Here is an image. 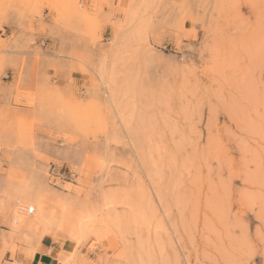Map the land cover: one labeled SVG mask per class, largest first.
I'll list each match as a JSON object with an SVG mask.
<instances>
[{
    "label": "rangeland",
    "instance_id": "374dc122",
    "mask_svg": "<svg viewBox=\"0 0 264 264\" xmlns=\"http://www.w3.org/2000/svg\"><path fill=\"white\" fill-rule=\"evenodd\" d=\"M43 61L68 82L2 89ZM13 90L0 262L264 264V0H0Z\"/></svg>",
    "mask_w": 264,
    "mask_h": 264
},
{
    "label": "crops",
    "instance_id": "0c3cea01",
    "mask_svg": "<svg viewBox=\"0 0 264 264\" xmlns=\"http://www.w3.org/2000/svg\"><path fill=\"white\" fill-rule=\"evenodd\" d=\"M13 33L12 29L3 27V37H9ZM48 42L45 41L44 45ZM68 81L63 78L62 72L59 69H54L47 65V61H43L38 70L32 68H25L21 70L19 66L7 65L2 70L1 87L8 89L10 87L21 86H45L58 85L64 86ZM73 83L80 85L79 76L75 75ZM16 91H12V97L6 94H0V117L5 116L6 111L3 109L10 104L14 108H18L25 113L33 111L34 106L28 105L26 100H22L21 104H14L13 96ZM74 249V244L69 241H63L62 244H55L46 236H43L40 241L35 245L34 250L29 251L27 254L16 255L14 258L6 256L0 264H59L58 255L61 251H71Z\"/></svg>",
    "mask_w": 264,
    "mask_h": 264
},
{
    "label": "built area",
    "instance_id": "2783aa9c",
    "mask_svg": "<svg viewBox=\"0 0 264 264\" xmlns=\"http://www.w3.org/2000/svg\"><path fill=\"white\" fill-rule=\"evenodd\" d=\"M18 208L20 209V211H22L23 213L25 212L27 214H29L31 211V208L25 205H20Z\"/></svg>",
    "mask_w": 264,
    "mask_h": 264
}]
</instances>
